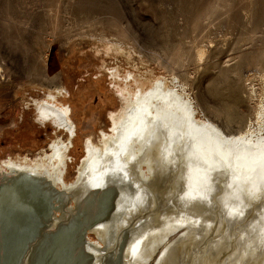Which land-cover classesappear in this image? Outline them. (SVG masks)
Returning a JSON list of instances; mask_svg holds the SVG:
<instances>
[{"label": "rangeland", "instance_id": "374dc122", "mask_svg": "<svg viewBox=\"0 0 264 264\" xmlns=\"http://www.w3.org/2000/svg\"><path fill=\"white\" fill-rule=\"evenodd\" d=\"M0 69V161L36 158L51 140L67 139L52 123H38L32 105L62 86L59 101L76 128L65 173L71 180L85 139L98 144L100 130L110 131L128 71L176 75L198 116L227 133L256 124L264 0H0Z\"/></svg>", "mask_w": 264, "mask_h": 264}, {"label": "bare ground", "instance_id": "6f19581e", "mask_svg": "<svg viewBox=\"0 0 264 264\" xmlns=\"http://www.w3.org/2000/svg\"><path fill=\"white\" fill-rule=\"evenodd\" d=\"M112 46L123 51L122 46ZM117 68L110 69L115 78ZM176 79V75L168 79L128 71L119 94L120 106L110 114V131L100 130L98 144L90 137L85 139V154L71 180L65 179V173L76 128L70 107L59 101L64 90L54 87L44 98H32L36 121L52 123L66 133L68 142L56 137L36 158L2 159L0 195L30 187L32 200H40L43 208L47 201L51 203V218L56 219L59 210L65 208L64 214L69 216L64 215L62 221L79 230L94 225L89 230L94 231V237L84 231L85 245L102 248L106 229L102 228V216H90L91 209L101 206L107 214L114 207H106V200L115 193V207L122 206L123 225L129 224L133 215L147 217L138 223L121 252L109 250L106 259H113L115 264L120 254L122 264H153L161 251L165 252L157 259L159 264H218L224 248L205 242L218 230L220 240L228 238V228L244 217L252 221L249 230L240 228L243 234L234 240L241 242L248 235L247 243L255 247L264 237V93L256 124L227 133L210 118L198 116V108ZM261 79L264 83V75ZM83 172L87 183L69 197L68 188ZM40 179L44 181H35ZM157 205L161 209L154 213ZM181 226L190 231L185 239L176 231ZM199 231L204 232L198 238ZM232 246L224 249V256L233 255ZM210 247L209 261L201 252L195 255L197 251L206 253ZM106 259L100 264H106Z\"/></svg>", "mask_w": 264, "mask_h": 264}, {"label": "water", "instance_id": "95a60500", "mask_svg": "<svg viewBox=\"0 0 264 264\" xmlns=\"http://www.w3.org/2000/svg\"><path fill=\"white\" fill-rule=\"evenodd\" d=\"M84 177L85 173L83 172L74 186L68 188V191H71L69 197L74 195L72 192L74 189L84 186L82 184L85 181L87 183L88 180L84 179ZM219 180H216L215 183H219ZM35 181L43 182L44 180ZM23 187H25L24 192L19 190L18 192L0 195V264H100L101 261L103 263V259L110 256V249H119V252H121L125 247L127 238L133 233L138 223H143L147 219V217H142V215H138L136 218L133 215L131 222L123 225L124 222L121 221V218H123L121 214L122 206L119 208L115 207L117 205V198L115 200L113 198L115 193L108 195L106 207L110 208L113 206L114 208L104 214L105 212L101 211L104 208L99 206L94 210L91 209L90 214L92 218H95L93 216H102L101 222L104 224L102 228L106 229V239L102 240L103 247L87 246L85 245L87 244L85 238L87 234H84V231L87 230L88 234H95L94 231H89L92 230L94 225L89 224L86 229L79 230L78 226L74 227V225L68 224V221H62V218H65L64 215L69 216V214H64L65 208L64 210H59L60 214L56 219L51 218V203L49 205L47 201L48 203H45L46 207L43 208L41 204L44 203H41L40 200H32V193H34L32 189L26 186ZM97 197L95 196V199ZM69 199L67 198L66 201ZM194 202L197 201L194 200ZM160 209L161 205H157L154 207L153 212L158 213ZM45 210H47V213ZM57 220L60 224H58ZM91 223H94V221H91ZM251 223L250 219L244 217L243 220H238L237 223L228 228L226 232L228 238L225 236L224 239L220 240L221 231L218 230L212 238L205 242L204 245L210 244L211 246V244H214L215 247L224 249L234 244V247L232 246L233 255L224 256V249L223 251L220 250L218 264H264V237L258 243L255 242V247L252 248L249 246L250 243H247L248 235L241 242L237 241L238 237L243 234L240 228L244 227L248 231V226ZM98 224V222H95V225ZM234 226H239V228ZM183 227H179L176 231H180V234L178 233L179 236L184 235L185 239L186 234L190 231L182 229ZM255 231L256 229L254 233ZM199 232L198 234L200 235L204 231ZM235 237L237 240H234ZM177 241H174V243ZM212 248L210 247L206 253L197 251L195 255H200L201 252L205 259L209 261L206 256L212 251ZM163 253L161 251L157 259ZM121 255L116 261L117 264H122ZM157 259L154 264H159ZM106 261V264H115L113 259H106Z\"/></svg>", "mask_w": 264, "mask_h": 264}]
</instances>
